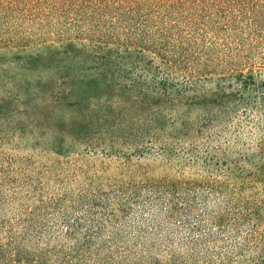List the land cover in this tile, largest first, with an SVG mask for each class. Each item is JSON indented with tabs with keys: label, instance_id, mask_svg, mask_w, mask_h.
I'll return each instance as SVG.
<instances>
[{
	"label": "rangeland",
	"instance_id": "obj_1",
	"mask_svg": "<svg viewBox=\"0 0 264 264\" xmlns=\"http://www.w3.org/2000/svg\"><path fill=\"white\" fill-rule=\"evenodd\" d=\"M30 29L46 39L24 49H3L0 56L5 78L0 94L7 96L11 90L21 96L0 117V264H264V173L245 182L222 164L203 160L204 151L200 159H189L191 155L177 148L165 152L166 158L158 150L139 157L133 148L103 134L99 120L112 103L134 121L152 114L151 108L136 106L142 87L128 83L129 90L123 91L124 82L116 79L112 95L93 88L80 104L69 105L83 96L78 89L80 95L71 96L78 84L73 81L94 79L95 71L88 64L67 71L69 60L59 37L63 16L36 20ZM242 29L207 33L216 67L206 75L202 69L190 77L177 72L175 80L184 83L204 75L207 80L192 81L199 92L210 95L219 77L230 71L224 56L240 60L235 68L260 69L262 50L254 45L256 36L242 37ZM262 36L264 41V32ZM76 46L69 47V54L83 65L86 50ZM29 61L32 66L24 64ZM25 76L32 79L28 90L21 84ZM40 79L36 89L34 82ZM100 100L101 113L95 109ZM92 105L88 116L94 122L86 116ZM178 108L174 120L171 111L165 112L169 122L160 137L177 134L173 140L178 141L190 133L202 146L200 132L210 130V135L223 129V117L209 127L204 122L208 112L199 106ZM226 126L229 139L241 127L240 138H233L227 150L235 148L254 164L264 162L255 146L264 117L239 106ZM167 137L165 142H174ZM219 140L211 143L223 145L224 138ZM240 159V167L251 170ZM224 180H230V187ZM235 180L244 185L233 184ZM239 189L243 194L234 198Z\"/></svg>",
	"mask_w": 264,
	"mask_h": 264
},
{
	"label": "trees",
	"instance_id": "obj_2",
	"mask_svg": "<svg viewBox=\"0 0 264 264\" xmlns=\"http://www.w3.org/2000/svg\"><path fill=\"white\" fill-rule=\"evenodd\" d=\"M49 15L63 16V31L59 37H63V53L69 60L67 71L80 70L88 64L86 68L94 70L96 74L94 79L90 77L87 81L85 78L73 81L78 84L74 83L71 96H83L76 102H68L69 105L80 104L85 92L93 88L102 89L100 93L105 96L112 95V81L116 79L124 82L121 85L123 91L129 90L126 88L128 83L132 87H142L140 94L136 92L141 97L136 106L141 110L151 108L153 113L134 121L120 113L117 109L119 105L113 106L115 104L112 103L99 120L102 122L100 131L103 134L127 148H133L139 157L151 156L154 150H158L166 158L165 152L177 148L191 155L189 159L193 156L200 159L199 154L204 151L206 156L203 160L208 158L214 164H222L225 170L232 171L235 178L243 176L245 182L256 181L264 173V162L254 164L246 154L238 155L235 148L227 150L233 138H240V126L232 139L226 137L229 133L226 125L239 106L250 108L264 117V0H0V56L3 49H24L30 43L44 41V34L34 36L30 28L36 20L41 21ZM234 29H242V37L256 36L254 45L257 43L262 50L258 55L262 64L260 69L254 70L251 65L245 69L235 68L240 60L234 56H224L230 71L219 77V83L210 95L199 92L198 83L192 81L207 80L208 77L204 75L194 76L184 83L175 80L177 72L190 77L198 69L205 72L215 68L214 59L210 58L208 52L211 45L206 40V34L234 32ZM76 45H82L80 47L86 50L88 57L82 62L83 65H77L81 61L78 62L73 54H69V47L75 50L78 47ZM0 64H3L1 60ZM24 64L32 66L33 61ZM4 79L0 69V90L5 86ZM222 80H225L223 84ZM30 82L32 79L25 76L21 84L26 83L28 90ZM41 82V79L34 82L36 89ZM77 89L80 94L76 92ZM20 97L11 90L7 96L0 94V117L4 116L8 103ZM102 102L97 101L96 105L100 107L95 108L100 113L103 110ZM179 105L199 106L204 113L207 111L208 118L204 122H209V127L214 126L219 117H223L226 124L222 122L223 129L216 134L208 135L210 130L204 134L200 132V137L204 139L202 146L190 133L178 141L173 140L177 134L160 137L166 134L168 127L169 120L164 116L165 112L171 111L170 119L174 120L173 113L178 112ZM93 106L87 109L86 116ZM88 118L94 122L92 116ZM82 127L86 129L87 125L82 124ZM222 132L226 133L225 136ZM166 137L174 142H165ZM214 138L220 139V142L224 138V144L213 145L211 142ZM183 142L188 143V147ZM255 146L260 148L257 154L260 160L264 155V130H260ZM218 152L224 158H219ZM234 157H238V160ZM240 157L251 170L246 166L240 167ZM245 175L249 178H245ZM222 183L228 186L230 180ZM233 184L244 185L236 180ZM242 194L240 190L234 198ZM214 221L217 223L218 218Z\"/></svg>",
	"mask_w": 264,
	"mask_h": 264
}]
</instances>
